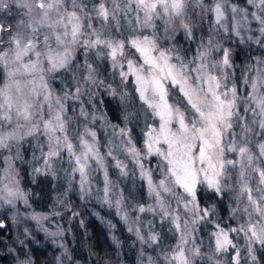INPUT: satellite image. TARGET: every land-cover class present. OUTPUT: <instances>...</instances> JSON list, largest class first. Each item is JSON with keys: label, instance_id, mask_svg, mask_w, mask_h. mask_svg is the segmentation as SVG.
<instances>
[{"label": "snow or ice", "instance_id": "obj_1", "mask_svg": "<svg viewBox=\"0 0 264 264\" xmlns=\"http://www.w3.org/2000/svg\"><path fill=\"white\" fill-rule=\"evenodd\" d=\"M246 3L258 12L249 13L230 0H100L91 10L84 0H0L5 17L17 10L11 20L0 19V161L7 165L0 178V230L8 212L16 220L18 202L29 206L15 161L25 162L21 149L32 140L36 144L28 163L34 178H58V166L67 159L66 173L78 177L87 195L90 178L102 172L103 201L128 220L122 208L125 198L114 191L109 169L127 177L129 166L112 149L102 153L97 132L90 127L103 118L90 110L96 107L97 90L103 89L124 106L125 126L116 132L112 125L120 138L116 148L134 165L132 175H139L151 200L132 210L158 216L178 234L172 248L162 249L163 264H224L221 257L230 250L231 264H241L236 236L243 237V251L256 264L254 245L264 247V55L246 66L237 80L232 50L220 43L232 35L245 39L251 15L261 25L260 38L246 39L264 48V0ZM93 15L103 21L100 28L93 26ZM206 17L208 35L199 38L191 58L175 43L161 44L158 21L163 22L164 40L175 42L174 33L181 30L195 41ZM121 18H126L130 36L112 35ZM79 49L85 52L82 63L76 59ZM99 59L110 61L119 85L100 78L95 64ZM61 72L70 80L57 88L50 74ZM128 84L133 85L131 96L124 90ZM137 99L145 117L150 114L156 121L145 123L142 146L133 137L134 127L128 126L140 118V111L131 109ZM5 150L10 155L4 156ZM149 157L158 158L156 168L149 166ZM201 189L231 201V223H214L210 254L201 250L194 235L196 225L213 223L216 215L214 205L200 206ZM28 218L38 224L48 219L38 213ZM139 222L137 215L133 223ZM129 231L147 246L160 244V234L151 226L147 235L137 227ZM24 235L29 236L28 229ZM147 259L156 264L152 257Z\"/></svg>", "mask_w": 264, "mask_h": 264}, {"label": "rangeland", "instance_id": "obj_2", "mask_svg": "<svg viewBox=\"0 0 264 264\" xmlns=\"http://www.w3.org/2000/svg\"><path fill=\"white\" fill-rule=\"evenodd\" d=\"M238 1V3H236ZM84 2L87 4L88 10H91L94 4H97L100 2V0H84ZM231 3H235L241 7H246L251 12H258V9L255 8L253 5H249L246 3V0H236L231 1ZM17 10L15 8L12 9L11 13L5 17L3 13H0V19H9L11 20L13 16H16ZM18 18V17H17ZM15 21H13L14 23ZM93 26L95 28H100L103 24V21L98 20L94 17L92 19ZM158 36L160 38V42L163 46H171L173 45L172 40H164V31H163V22L158 21ZM197 23H199V20L197 19ZM209 23L210 18L206 17L203 22V31H197L196 33V39L197 44L192 48V52H182L184 55H186L188 58H191L195 55L197 46L199 44V38L201 36H204L205 38L208 35L209 30ZM261 25L249 15V29L250 31H247L244 33L245 39H241L236 37L235 35H232L230 39H224L221 40L220 43L224 47L233 49V44H240L243 48L244 53H249L251 56L250 58H247V64L246 66H252L255 63V58L261 55H264V48H261L260 45L255 44L254 42L248 41L246 39L247 36H253L254 38H260L259 34V28ZM151 30H148L145 34H150ZM112 35L120 37V36H130L131 33L127 30V20L126 18H121L119 21V28H113ZM219 39V37H217ZM90 57L94 58V53L88 54ZM85 58V52L83 49H79L76 54V59L79 62H83ZM100 60H95V64L98 68ZM108 63V69L112 72V69L110 68V61H107ZM99 71V69H98ZM55 75V79L51 81L52 84H54L57 88L61 87L63 85H67L69 83L70 77L66 73H56V74H50ZM241 75V74H240ZM240 75L238 77H240ZM247 75H254L253 72H248ZM100 78L102 79V76L100 75ZM3 77H0V80H2ZM119 79V77H118ZM107 82V81H106ZM108 83V82H107ZM102 90V89H100ZM98 91V95L99 92ZM98 95L94 98V103L96 107L91 108V111H94L97 115V117L101 116V112L98 109ZM98 109V110H97ZM148 124H156V121H154L151 118H149ZM90 127L93 131L97 132V139L99 141V146L101 148L102 153L107 152L109 149H112L114 152V155L117 156L119 159L124 160L125 163L129 166V176L127 177H120L118 170L115 168H110V178L115 181L116 187L114 191L116 193H122L123 197L125 198L124 205H122L123 211L127 213L128 220L125 221L122 219V213L119 211L115 206H109V204L105 203L103 201V173L102 172H96L93 174V176L90 178V194H84L79 186V179L72 178L66 173V169L69 168V164L67 162V159L62 161L60 165L58 166L60 171L57 177H47V179L51 180L52 185V193H51V200L48 206V209L40 210L33 207L30 199H34L37 197H41L42 195L38 194L37 187L34 188V191L31 192L28 190L27 187H23L21 185V175L20 173V167L24 166L28 163V161H31L32 159V153L34 150V145L36 144L35 140H32L31 144L25 142L23 144V147L21 149V155L25 162H21V160L15 161V167L19 174L20 178V186L21 188L29 194V206H25L22 202H18L16 205V209H18V216L16 220L14 221L11 217L13 216V212H8V219L5 221V227L4 229L0 230L2 233H0V240L3 241L1 243L2 245L13 249L14 255L17 257L16 264H27L28 261L33 264V259L30 254L29 249H36L38 247H44L45 243H50L49 250H47L46 257L40 261L37 262V264H58L57 258H59V264H65V260L63 257L67 255L68 247L66 246V235L70 233L71 229V220L72 218H77L78 221H84L88 216H97L100 218L101 221H103L107 234L111 237L112 242L115 245V253L105 259L100 258L98 259L99 264H121V257L118 250V241L114 236V222L116 219H118L124 226V229L126 230L127 234L130 237L131 247L135 250V261L136 264H148V257H152L156 264H163L162 260V249L168 250L172 248L178 239V234L171 230L172 226L167 222H161L159 217H154L151 214H139L134 212L132 209L137 203H151V200L149 199L147 195V188L146 185H144V195L143 199L139 200L136 197L132 196V192L135 189V186L138 185L141 180L139 178V175H132V172L135 171V167L132 163H130L128 160L125 159V155L122 154L117 148L116 145L119 144V136H114V129L112 125H106L102 118L98 119L94 124H90ZM124 127V126H122ZM102 130L101 132L99 131ZM120 126H117L115 131H119ZM143 137L141 140V143L138 144V146H142ZM4 156L10 155L6 150L3 151ZM39 155V153H37ZM157 159L158 158H148V164L152 168L157 167ZM111 163V160H109ZM7 165L4 164L2 161H0V178H3L5 176V173L3 172V168H6ZM26 174L30 178V180H34L33 174H32V164L28 163V167L26 166ZM28 171V172H27ZM63 177V179H62ZM61 188H55L57 186L58 182H62ZM0 187H2V184H0ZM116 199V197H113V200ZM227 209L224 216V225H228L231 223L229 220V213H230V204L231 201L228 197H226L225 200ZM203 208V207H202ZM4 212V208H0V213ZM33 213H38L42 215H46L48 219L40 221L38 224L36 221L28 218ZM56 213H59L58 215ZM113 215V217L111 216ZM140 216V222L138 224H134L133 221H135L136 216ZM42 225V227H41ZM199 225H196V231L194 233L196 238V244L201 247V250L204 253L210 254L211 253V247L213 241L210 233L214 231V223L211 227L206 230L205 233H202L199 229ZM151 226V229L155 232L159 233L160 229L163 226H166V229L168 231V236L166 239L161 238L159 246L153 245V246H147L143 242H141L135 233V231H129L130 227H137L140 229L142 235H147L149 232V227ZM24 229H28L29 236L25 237L24 235ZM44 229H47L48 231L45 232ZM60 231L63 233V235H57V236H51L49 233L51 232H57ZM22 241V243L20 242ZM235 242L241 246V264H252L250 260L247 259L246 253L243 251L244 246V239L242 236H236ZM46 246V245H45ZM261 246L259 244L254 245L255 248V255L258 254V249ZM20 252V253H19ZM233 255L232 251L230 250L228 253L224 254L221 259L224 260V264H231L230 257ZM197 264H205L204 261L197 260ZM256 264H260L257 261Z\"/></svg>", "mask_w": 264, "mask_h": 264}, {"label": "trees", "instance_id": "obj_3", "mask_svg": "<svg viewBox=\"0 0 264 264\" xmlns=\"http://www.w3.org/2000/svg\"><path fill=\"white\" fill-rule=\"evenodd\" d=\"M236 3H238V1ZM174 35L175 42L173 43H175V46L178 47L181 52L193 51L192 48H194V46L197 44V39H195V41L186 39L181 30H177ZM232 47V59L236 65L235 76L237 80H239L238 76L242 71H244L248 61L247 58H250L251 55L249 53H244L240 44H233ZM99 60L98 69L102 79L108 83H111L113 87L119 85L120 82L118 76L114 77L113 73L108 69L107 60ZM124 90L127 91L131 96L133 94V85L128 84ZM97 98L98 109L101 114H103L102 121L106 125H116L120 127L125 126L123 119L124 106L121 105L120 101L117 98L110 96L103 89L100 90ZM131 109L133 111H140V118L128 124L129 127H134L133 137L135 141L139 142L138 144H140L143 137L145 123L149 122L150 114L145 117L144 113L141 111V105L138 99L135 100V102L131 105ZM100 129L101 128H99V131L101 132L102 130ZM26 166L28 167V163L20 167V173H22L21 185L23 187H27L31 192H33L34 188L37 187L38 194L42 196L30 199V201L34 208L46 210L48 209L51 200V180L47 179L45 176H38L35 177L34 180H30L26 174ZM62 184L63 181L61 183L58 182L55 188H61ZM137 184L138 185L135 186V189L132 192V196L142 200L144 195V185L142 181ZM198 198L201 207L215 206L216 215L211 218L213 223H224V216L227 209L225 203L226 197L213 196L211 192L201 189L199 191ZM111 216L113 217L112 214ZM72 219L73 220H71L70 226L71 231L66 235V246L68 247V252L67 255L63 257L65 264H99L98 259H107L115 253V245L112 242L111 237L107 234L105 225L99 217L88 216L83 222L78 221L77 218ZM213 223H201L199 225V229L202 233H205L206 230H208V228L213 225ZM114 224V236L118 241V250L121 257V264H136L135 250L133 247H131V242L129 241L130 237L124 229L123 224L118 219L115 220ZM0 233H2V231H0ZM159 234L161 238H167L168 231L166 226H163L160 229ZM45 245L44 247L29 249L33 259V264H37L38 261L46 257L50 243H45ZM257 256L259 263L264 264V247H260L258 249ZM96 257L98 259H96ZM16 261L17 257L14 255L11 246L9 248L8 245L6 247L0 243V264H16Z\"/></svg>", "mask_w": 264, "mask_h": 264}]
</instances>
